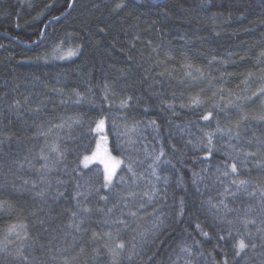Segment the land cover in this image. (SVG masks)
<instances>
[{
  "label": "trees",
  "instance_id": "trees-1",
  "mask_svg": "<svg viewBox=\"0 0 264 264\" xmlns=\"http://www.w3.org/2000/svg\"><path fill=\"white\" fill-rule=\"evenodd\" d=\"M262 90L264 0H0V264H264Z\"/></svg>",
  "mask_w": 264,
  "mask_h": 264
},
{
  "label": "snow or ice",
  "instance_id": "snow-or-ice-1",
  "mask_svg": "<svg viewBox=\"0 0 264 264\" xmlns=\"http://www.w3.org/2000/svg\"><path fill=\"white\" fill-rule=\"evenodd\" d=\"M262 91H264V90H262ZM204 118H205V119H208L207 116L204 117ZM103 127H104V121L101 120V121L99 122V124L97 125V130H98V131H103ZM236 135H239V133H236ZM101 139L106 140L107 138H106V137H102ZM209 143H211V140H209ZM249 143H250V142H249ZM98 147H99V145H98ZM105 151H107V150L105 149ZM248 154H252V153H248ZM61 155H62V154H61ZM42 159H43V157H42ZM90 159H91L90 157H85V158H84V160H85V167H87V162H88ZM110 159L113 161V164H112L111 170L108 171V174H107V176H106V180H107L109 183H111L112 177L115 175L116 169L119 167V165H120V163H121V161H119V160H115L114 157H110ZM102 162H103V161H102ZM106 170H107V165H106ZM232 171H233V172H236V171H237V167H236L235 164L232 165ZM233 183H235V181H233ZM244 183H245L244 181H240V184H244ZM80 194L83 195V193H80ZM104 199H107V197H104ZM81 210H82L83 212H85V213H88V212L91 211V209L88 208V207H83ZM109 211H111V210L109 209ZM133 215H134V214H133ZM72 216H73V217H78V213H77V212H73V213H72ZM83 222H84V221H83V217H79V223L75 224V227H76L77 230L80 229V224H82ZM120 223H123V221H120ZM72 226H73L72 224L69 225V227H72ZM205 235H207V234L205 233ZM251 246H252L253 248H255V247H256V244L253 243ZM118 247L121 248V249H123L124 245L121 243V244L118 245ZM238 248H239V250H241V251H243V250L246 248V244H245V242H244L243 239L239 240V242H238ZM185 251H187V249H185ZM237 255H239V252H237Z\"/></svg>",
  "mask_w": 264,
  "mask_h": 264
},
{
  "label": "rangeland",
  "instance_id": "rangeland-1",
  "mask_svg": "<svg viewBox=\"0 0 264 264\" xmlns=\"http://www.w3.org/2000/svg\"><path fill=\"white\" fill-rule=\"evenodd\" d=\"M65 55L68 56V54H65ZM97 133H98V140H97L96 148H95L94 152L90 156H88L91 159L87 162V165L92 164V163L101 164L102 167L104 168L105 176H107L108 171L111 170V167L113 164V161L110 159V157H114V156L112 155V153L109 149L108 140L107 139L106 140L101 139L102 137H106L105 132H104V127H103V131L97 130ZM98 145H99V147H98ZM105 149L107 151H105ZM114 158H115V160L120 161L119 158H116V157H114ZM84 164H85V160H84ZM106 165H107V170H106ZM120 166H121V163H120L119 167L116 169L115 174L117 173ZM114 176L112 177V180H113Z\"/></svg>",
  "mask_w": 264,
  "mask_h": 264
}]
</instances>
